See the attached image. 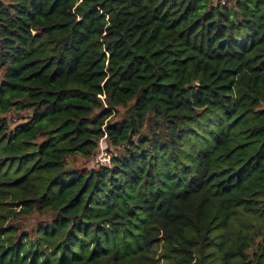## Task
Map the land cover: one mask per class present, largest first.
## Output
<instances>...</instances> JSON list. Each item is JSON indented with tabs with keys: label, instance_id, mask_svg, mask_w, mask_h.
<instances>
[{
	"label": "trees",
	"instance_id": "obj_1",
	"mask_svg": "<svg viewBox=\"0 0 264 264\" xmlns=\"http://www.w3.org/2000/svg\"><path fill=\"white\" fill-rule=\"evenodd\" d=\"M0 264H264V0H0Z\"/></svg>",
	"mask_w": 264,
	"mask_h": 264
},
{
	"label": "rangeland",
	"instance_id": "obj_2",
	"mask_svg": "<svg viewBox=\"0 0 264 264\" xmlns=\"http://www.w3.org/2000/svg\"><path fill=\"white\" fill-rule=\"evenodd\" d=\"M8 117L10 119H12V121L15 119L17 121V115H13L10 114L8 115ZM17 123V122H16ZM107 150V145L105 142L101 141L99 144V149L98 152L96 153V155L90 159L89 161H84L83 159H76L73 163H74V167L75 168H93V167H97L99 165L102 164H108L109 159L106 153Z\"/></svg>",
	"mask_w": 264,
	"mask_h": 264
}]
</instances>
